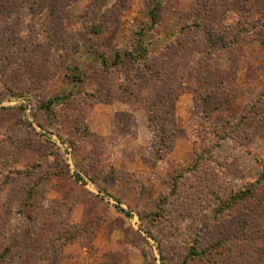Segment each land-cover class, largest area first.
<instances>
[{"label": "rangeland", "instance_id": "rangeland-1", "mask_svg": "<svg viewBox=\"0 0 264 264\" xmlns=\"http://www.w3.org/2000/svg\"><path fill=\"white\" fill-rule=\"evenodd\" d=\"M263 26L264 0H0V264H264ZM139 41L151 70L115 66ZM166 62L174 144L209 150L182 180L150 164ZM202 62L230 95L208 119Z\"/></svg>", "mask_w": 264, "mask_h": 264}, {"label": "trees", "instance_id": "trees-1", "mask_svg": "<svg viewBox=\"0 0 264 264\" xmlns=\"http://www.w3.org/2000/svg\"><path fill=\"white\" fill-rule=\"evenodd\" d=\"M6 3H10L11 5L12 0H6ZM159 10L160 6L159 4H156L151 11L154 23L153 25H155L157 22V13L159 12ZM208 37V40L210 41L213 38V36ZM125 61H128L132 64H137L140 61H143L145 68L151 70L148 64L149 50L142 41H139L134 50L128 51L124 55L118 53L114 61V65L120 66ZM186 66L187 64L182 67L183 69H185L184 72H186V70L188 69L186 68ZM192 69L193 73H195L194 81H196V85L194 88H192L191 92L194 95L195 108L199 110L201 118L205 116L208 119L217 111H223L225 110V108L227 109L229 107L227 106V103L229 101L228 96L230 95L227 94L226 91H223L221 89V86L224 82L220 80V76H218V74L214 72L212 68L208 66V64L205 65L204 62L200 63L194 68L192 67ZM157 72V76L162 79V87H164L167 92L164 94V96H160V100L155 102L154 104L148 103L150 104V108L148 111L149 120L151 122L150 129H152V131L154 132L156 139L154 142V149L150 158V164L153 171L155 170L158 163L167 160L169 158V155L174 150L176 136L173 128L177 125V105L182 93L179 89L176 90L174 88L175 85L170 82L169 79H172L174 77L171 75L165 76L166 73L176 75L178 69L172 68L171 64H168V62H166L163 66H161L160 71L158 70ZM166 78L168 80H165ZM58 101H60L59 98L51 99L44 105V108L49 113H53L54 106L58 103ZM201 108L203 109V113H201L200 111ZM205 110L207 111V113ZM202 141L203 140L201 138H197L195 140L194 159L187 161H176L178 164H172V170L181 172V176H179L180 180L184 178L183 175H186L187 171H195L197 168H199L201 166V162L205 160L207 154L209 153V150L205 148L206 140H204L203 142ZM181 167L184 169H182ZM179 181L177 182L179 183ZM178 183H176V185ZM252 193V189H247L235 196H231L224 208L235 207L240 203V201H243L245 198H251Z\"/></svg>", "mask_w": 264, "mask_h": 264}, {"label": "crops", "instance_id": "crops-1", "mask_svg": "<svg viewBox=\"0 0 264 264\" xmlns=\"http://www.w3.org/2000/svg\"><path fill=\"white\" fill-rule=\"evenodd\" d=\"M187 146L189 147V145L185 143L184 140H181V139L178 140L175 144L174 150L169 155L170 159L176 160V161H187L188 158H190L189 156H191L192 154V150L190 149V151H188L187 157L185 156L186 158L183 157V155L181 154L182 151H180V150L187 148Z\"/></svg>", "mask_w": 264, "mask_h": 264}]
</instances>
